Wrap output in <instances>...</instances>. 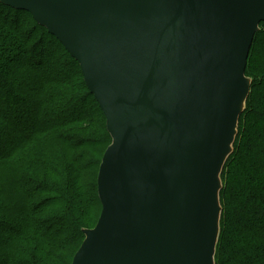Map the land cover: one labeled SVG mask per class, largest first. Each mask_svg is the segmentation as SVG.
<instances>
[{"label":"water","instance_id":"95a60500","mask_svg":"<svg viewBox=\"0 0 264 264\" xmlns=\"http://www.w3.org/2000/svg\"><path fill=\"white\" fill-rule=\"evenodd\" d=\"M81 67L111 145L71 264H216L264 0H0Z\"/></svg>","mask_w":264,"mask_h":264},{"label":"trees","instance_id":"16d2710c","mask_svg":"<svg viewBox=\"0 0 264 264\" xmlns=\"http://www.w3.org/2000/svg\"><path fill=\"white\" fill-rule=\"evenodd\" d=\"M260 28L245 72L253 82L247 109L222 175L216 264H264V23ZM14 77L27 84L9 89ZM0 92L15 117L0 113V166L11 163L9 190L0 178V264H41L23 242L32 239L43 258L83 243L76 206L97 198L98 180L86 175L112 140L78 62L28 12L2 4ZM22 150L27 159L18 157Z\"/></svg>","mask_w":264,"mask_h":264},{"label":"rangeland","instance_id":"374dc122","mask_svg":"<svg viewBox=\"0 0 264 264\" xmlns=\"http://www.w3.org/2000/svg\"><path fill=\"white\" fill-rule=\"evenodd\" d=\"M20 19L22 21H26V20L30 21L31 17L28 16V15H25V14H21ZM13 80H14V83H12V84L8 83L9 86L7 85L9 87V89L10 88H14L15 89L16 85L18 86L20 84H22V85L23 84L24 85L27 84V83H24L18 77H14ZM2 99H3V94L0 92V113H3L4 115H6L11 120L15 119L14 114H13L14 112L12 110L13 109V106L11 104L12 101L9 99V96L6 97V100H4V101ZM23 119H28V118L23 117ZM79 126H81L80 123H79V125H75L74 127H79ZM110 145H111V143L109 145L108 144L105 145L102 148V150H103L102 153L101 154L100 153L97 154L96 157H97V160L99 161V164H96V167H94V169H92V170L89 169L90 171L87 172L86 176H88V178H87L88 181L92 180V182L94 183L95 180L96 181L98 180L99 170H100V166H101V163H102V159L104 157V154H105L106 150L108 149V147ZM98 149L99 148L97 147V149H95V150H98ZM23 152H25V150H22V152L19 153L18 157L24 156V158L27 159V155L28 154L26 155V153H23ZM10 167H11V163L10 162L3 163L0 166V169H2L4 171V172H2L0 170V178H2L1 179V183L7 185L6 186L7 189H5V190H9V188L11 187L10 178H9V175L11 173V168ZM69 176H71L72 179H75L73 174H71ZM51 180L53 182H55L56 184H59V181H57L56 179H53L52 177H51ZM75 187H77L76 184L74 185V188ZM98 195L99 194L97 192V198H96V195H95L94 202H93V204L91 206L87 205V204L84 205V207H83V204L81 206L79 205L80 207L75 205L76 206V211H77L76 212V216H77V218L79 220V223H80V225H81L83 230L95 228L96 225H97V222L100 219L99 217H101L102 208H101V205H100V203L98 201ZM83 239H84V234H83ZM32 241H33L32 239L26 240V241L23 242V245H25V247H27L28 250L30 249V251L33 253V255H35L36 259H39V262H41V264H42V262H43L42 258L43 257H42V255H40L41 253H38L37 251H35V249H34L35 248V244L32 243ZM80 242L82 243V240H79L77 242V244H75V246L72 249H70V250H68L66 252H60V253H58L55 256H49V257H45L44 256V258H43L45 260L44 262H46V264H71L73 262V260H74L75 255L77 254V252L79 251V249H80V247L82 245Z\"/></svg>","mask_w":264,"mask_h":264}]
</instances>
